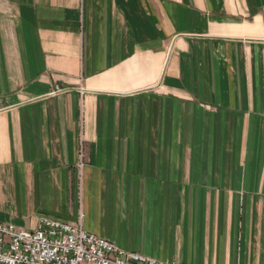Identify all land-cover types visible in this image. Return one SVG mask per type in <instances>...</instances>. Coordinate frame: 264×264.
Segmentation results:
<instances>
[{"label":"crops","instance_id":"crops-1","mask_svg":"<svg viewBox=\"0 0 264 264\" xmlns=\"http://www.w3.org/2000/svg\"><path fill=\"white\" fill-rule=\"evenodd\" d=\"M43 217L264 264V0H0V222Z\"/></svg>","mask_w":264,"mask_h":264},{"label":"built area","instance_id":"built-area-1","mask_svg":"<svg viewBox=\"0 0 264 264\" xmlns=\"http://www.w3.org/2000/svg\"><path fill=\"white\" fill-rule=\"evenodd\" d=\"M59 88H56L58 91ZM81 141L80 166L84 158ZM0 264H178L120 249L79 224L43 217L35 230L0 222Z\"/></svg>","mask_w":264,"mask_h":264}]
</instances>
